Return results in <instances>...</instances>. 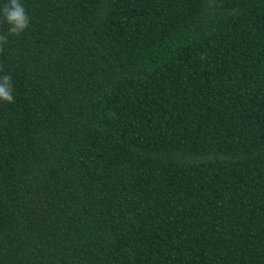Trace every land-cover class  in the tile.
<instances>
[{
    "label": "trees",
    "instance_id": "16d2710c",
    "mask_svg": "<svg viewBox=\"0 0 264 264\" xmlns=\"http://www.w3.org/2000/svg\"><path fill=\"white\" fill-rule=\"evenodd\" d=\"M21 3L0 264H264V0Z\"/></svg>",
    "mask_w": 264,
    "mask_h": 264
},
{
    "label": "clouds",
    "instance_id": "9594fccd",
    "mask_svg": "<svg viewBox=\"0 0 264 264\" xmlns=\"http://www.w3.org/2000/svg\"><path fill=\"white\" fill-rule=\"evenodd\" d=\"M0 22L9 26L8 34H0V53H3L4 46L8 43V35L20 37L24 34L30 27V17L21 0H7L0 7ZM13 91L12 78L7 74L0 76V101L14 103Z\"/></svg>",
    "mask_w": 264,
    "mask_h": 264
}]
</instances>
